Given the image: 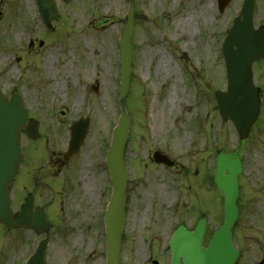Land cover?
Listing matches in <instances>:
<instances>
[{
    "label": "rangeland",
    "instance_id": "1",
    "mask_svg": "<svg viewBox=\"0 0 264 264\" xmlns=\"http://www.w3.org/2000/svg\"><path fill=\"white\" fill-rule=\"evenodd\" d=\"M239 3L240 0H230L219 13L216 0H136L131 81L125 103L131 117L132 139L126 157L133 179L137 174L150 177L146 180L148 194L154 199L159 220L170 215L162 198L161 174L151 165L134 169L133 162L143 164L150 150H160L190 173L197 168V177L210 163L213 176L216 150L238 147L233 125L218 115L214 92L226 86L219 47ZM126 7L127 0H57L59 19L53 22L55 30L51 32L35 17L33 0H2L0 80L7 92L13 87L19 90L40 119L48 150L63 137L62 127L90 116L93 124L85 145L97 146L94 159L100 157L107 143V128L118 115L117 38L123 29ZM185 17L189 25L179 23ZM254 20L256 26L264 23V0H257ZM31 36L44 43L34 55L26 51ZM16 55L22 57L20 63L15 61ZM253 70L254 82L260 88V114L242 148L247 152L243 156V177L249 185H243L244 194L238 201L241 220L233 230L238 246L244 243L246 247L240 258L243 264H258L263 253L259 245L264 248V59L255 62ZM208 148L210 162L206 158ZM188 151L191 153L186 154ZM149 181L156 183L151 186ZM187 194V200L195 197L194 191ZM105 195L106 190L101 204ZM219 197L212 185L204 200L192 203L195 213L209 206L206 217L211 231L222 221ZM159 220L157 228L162 225ZM1 233L0 229V238ZM80 234L77 231L67 238L78 239ZM0 242L4 250L1 255L10 257L11 234ZM252 245L255 246L249 248ZM130 263L141 264V260L131 258Z\"/></svg>",
    "mask_w": 264,
    "mask_h": 264
},
{
    "label": "flooded vegetation",
    "instance_id": "2",
    "mask_svg": "<svg viewBox=\"0 0 264 264\" xmlns=\"http://www.w3.org/2000/svg\"><path fill=\"white\" fill-rule=\"evenodd\" d=\"M35 46L29 50L28 54L37 53L44 44L39 45L38 43L37 49ZM1 54L3 55L0 46ZM2 84L4 85V82ZM27 108L29 116L34 117L35 112L30 107L27 106ZM41 124L40 122L41 137L38 140L33 141L26 135H22L23 161L13 186V212H19L25 197L31 194L33 210L39 207L43 211L47 227L40 234L26 228L11 231L13 235L11 264H22L24 258L35 251L38 242L42 239L47 241L45 264H102L101 197L107 190V182L97 159H94L97 150L92 145L84 149L85 145H83L77 154L66 160L63 157V152L67 148L66 134L63 132V137L55 140V146L49 148V151L48 139L43 135ZM63 129L66 127L64 126ZM60 140H62L61 146L58 145ZM129 141L127 142V154L131 150ZM153 151H149V156ZM239 158L242 161V155ZM173 161L174 165L167 166L156 164L148 158V163L138 162L137 164L138 168H148L151 165L154 171L161 174L159 180L163 188L162 198L168 208L175 207L177 210L175 219L168 217L159 220L154 199L148 194L146 180H150V177L135 172L137 179H133L132 166L126 160L125 223L121 237L120 264H131V258L133 260L140 258L141 264H169L170 250L163 249L167 232L172 227L176 229L180 225L189 230L193 229L202 214L205 217L207 208L198 209L195 213L194 204L199 199H205L210 192V163L204 167L203 175L197 177V170H194L191 175L177 161ZM133 168L136 169L135 166ZM179 181H181L180 184ZM149 182L151 186L156 183L155 181ZM187 191H194L196 199L190 197L187 200L189 195H186ZM142 193H145V196ZM193 198L195 203L192 205ZM146 205L150 207L145 209ZM180 210L182 213H178ZM158 220L162 222L161 228L156 227ZM77 231L81 232L78 239L67 238L68 234H76ZM209 232L210 228H207L205 224V237L209 236ZM145 244L146 247H142ZM261 248L263 258L258 264H264V248ZM1 253L2 251L0 252V264H3L4 258H1Z\"/></svg>",
    "mask_w": 264,
    "mask_h": 264
},
{
    "label": "water",
    "instance_id": "3",
    "mask_svg": "<svg viewBox=\"0 0 264 264\" xmlns=\"http://www.w3.org/2000/svg\"><path fill=\"white\" fill-rule=\"evenodd\" d=\"M43 21L50 28V21L57 18L53 0H36ZM69 1V0H62ZM220 11L228 0H218ZM135 0L129 8L126 27L119 40L122 77L120 98L122 115L113 135L111 150L107 156L108 172L113 183L114 195L107 214L108 264H118V250L122 230L125 200L126 174L123 165V147L128 130V115L124 100L129 86L131 72ZM253 0H248L241 19H236L233 28L223 44L222 52L227 69V90L216 92L215 98L220 117L234 124L241 139L246 138L251 125L259 112V90L253 85L251 64L264 56V30H254L252 26ZM87 123H75L71 128L70 152H75L85 136ZM30 137H36L37 129L34 120L28 118L22 100L15 93L9 102L5 101L0 90V223L7 228L28 226L39 231L43 222L37 214L30 212L31 204L26 202L19 214L10 209V188L21 161L19 149V131ZM214 183L224 199V220L220 228L213 233L207 247L202 246L204 233L203 221L199 222L193 232L179 228L171 242L172 264H234L237 251L231 242V228L237 219V176L240 165L235 155H216ZM37 215V216H36ZM43 247H40L34 264H41Z\"/></svg>",
    "mask_w": 264,
    "mask_h": 264
},
{
    "label": "bare ground",
    "instance_id": "4",
    "mask_svg": "<svg viewBox=\"0 0 264 264\" xmlns=\"http://www.w3.org/2000/svg\"><path fill=\"white\" fill-rule=\"evenodd\" d=\"M179 21H180V22H179L180 24H185V25H189V24H190V20H189V18H187V17L182 18V19H180ZM162 62H163L164 65H167L166 61L162 60ZM78 97H79V96H78ZM169 100H170V102L172 101L171 96H170ZM78 101L80 102V101H81V98H79Z\"/></svg>",
    "mask_w": 264,
    "mask_h": 264
}]
</instances>
